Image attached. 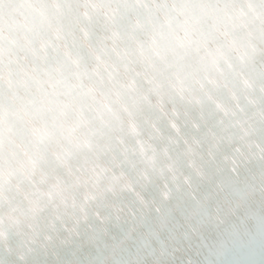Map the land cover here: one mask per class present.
Returning a JSON list of instances; mask_svg holds the SVG:
<instances>
[{"label":"clouds","instance_id":"clouds-1","mask_svg":"<svg viewBox=\"0 0 264 264\" xmlns=\"http://www.w3.org/2000/svg\"><path fill=\"white\" fill-rule=\"evenodd\" d=\"M20 7L28 31L6 30L5 47L27 40L44 55L25 60L38 70V83L13 89L16 101L6 85L5 171L30 164L35 175L43 161L83 177L100 166L102 140L107 151L102 177L91 185L79 177L66 182V215L83 223V209L94 231L74 229L58 243L28 223L30 205L5 207L0 264H264V0L146 4L136 19L154 9L158 28L149 40L166 55L153 64L164 67L157 87L119 95L116 77L104 78L88 51L89 22L115 16V4L31 0ZM112 105L128 107L114 126L105 111ZM101 126L105 138L93 133ZM125 154L137 166L114 171L113 161ZM16 179L13 173L10 182ZM17 209L27 220L9 223ZM114 223L122 227L113 231ZM257 251L260 259L252 261Z\"/></svg>","mask_w":264,"mask_h":264},{"label":"water","instance_id":"water-1","mask_svg":"<svg viewBox=\"0 0 264 264\" xmlns=\"http://www.w3.org/2000/svg\"><path fill=\"white\" fill-rule=\"evenodd\" d=\"M85 2H95V0H85ZM100 2L115 4L119 9L115 16L93 18L88 25L91 41L88 51L102 65L101 75L106 79L116 77L112 85L116 95H119L121 91L131 93L132 90L140 86L144 89L157 87V81L160 77L156 73L158 70H163L164 65L160 61L154 65L153 60L156 57L163 59L166 52L155 40H149V32H154L158 28L154 17L151 15V11L154 9L146 13L143 20L139 22H137L136 15L143 10L146 4L162 5L166 0H100ZM227 2H232V0H227ZM28 3H31V0H0V138L3 136V100L6 85L9 89V97L16 101L17 98L12 94L13 89H20L26 83H38L36 79L38 70H33L31 65L25 63V60L34 56L43 57L44 55L39 49L32 48L27 40L20 41L18 49L15 41H10L8 47H5L6 30L8 33L28 31L29 26L26 22H22L21 12L23 9L20 7ZM5 4L11 6L7 14L4 10ZM222 39L227 42L226 37H222ZM9 49H14L15 54ZM49 51L51 50L49 49ZM150 73L156 78L150 79ZM146 80H148L147 83ZM206 87H210V85H206ZM208 99L212 100L211 95ZM105 111L111 112L112 125L114 126L128 112V107L126 105H112ZM20 114L25 115L24 112ZM162 119L163 117H161ZM147 126L152 128L154 135L161 134L159 127H153L151 124ZM93 133L98 137L105 138L108 134V128L101 126L94 129ZM105 151H107V145H104L102 140L100 166L94 167V170L85 173L83 177L77 173L76 177H79L80 181L87 180L91 185L105 174L103 167V152ZM126 155H120L118 159L113 161L111 166L114 171H119V168L129 172L135 169L137 166L136 158H126ZM36 159L40 161L39 154H37ZM13 173L17 179L10 182ZM53 177L55 179H52ZM70 177L71 172L59 163L45 166L43 161L39 162V168L35 175L30 164L23 168L17 166L6 172L3 165V155L0 153V213L5 207L11 209L17 204L30 205L34 211L29 214L32 219L28 223L37 232H47L58 243L68 238L74 229L83 228L94 231L95 224L87 220V214L83 209L81 210V214L84 216L83 223L79 217L70 218L65 213V209L72 203L68 198L69 190L66 188V182ZM76 177L71 178L74 182H79ZM193 190H196L195 187ZM42 201L49 202L48 209L43 212L39 209ZM21 219L27 220V217L17 209L11 214L8 222L12 223ZM140 222L144 223L143 218ZM167 223V217H161L160 227H166ZM2 224L3 218L0 216V225ZM111 227L115 231L122 225L114 223ZM124 227L131 229L134 225H124ZM150 235L158 238L159 233L151 231ZM250 259L258 261L260 253L258 251L253 253Z\"/></svg>","mask_w":264,"mask_h":264}]
</instances>
